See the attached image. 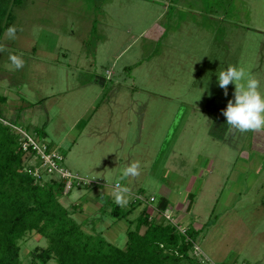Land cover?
I'll list each match as a JSON object with an SVG mask.
<instances>
[{
	"label": "rangeland",
	"instance_id": "374dc122",
	"mask_svg": "<svg viewBox=\"0 0 264 264\" xmlns=\"http://www.w3.org/2000/svg\"><path fill=\"white\" fill-rule=\"evenodd\" d=\"M14 12L16 39L5 30L0 41V114L87 179L60 198L83 228L125 245L128 219L83 201L120 182L172 204L191 199L182 222L172 215L198 230L207 261L183 264H264V132L225 135L235 86L225 96L218 84L242 66L264 93V0H24ZM21 53L24 67L10 70L9 54ZM133 161L140 175L122 180ZM145 203L128 218L151 214ZM21 244L27 264L48 241L33 231Z\"/></svg>",
	"mask_w": 264,
	"mask_h": 264
},
{
	"label": "trees",
	"instance_id": "16d2710c",
	"mask_svg": "<svg viewBox=\"0 0 264 264\" xmlns=\"http://www.w3.org/2000/svg\"><path fill=\"white\" fill-rule=\"evenodd\" d=\"M23 2L0 0V41L5 30L14 24L15 7ZM41 130L46 135L45 130ZM23 131L41 142L46 141L39 136L41 134L32 133L0 114V264H25L21 243L33 231L45 237L48 244L35 246L27 264H50L51 261L54 264H183L184 261L199 263L200 258L207 261L204 255L194 254L198 237L196 228L191 224L184 225L186 230L182 232L178 224L163 216L156 220L168 207L169 201L163 196L158 201L154 196L155 200L151 202L156 205L154 209H158L156 217L144 209L138 216L128 218L143 201L142 197L147 198L141 192L132 193L127 207H120L112 199L106 201L103 214H109L115 221L128 219L124 246L108 240L96 225L90 232L85 230L60 201L64 196L65 181L53 177L45 179L44 171L40 177L34 175L33 170L41 164V158L32 147L24 150ZM47 145L52 147L48 142ZM33 156L35 162L30 163ZM64 160L63 155V165ZM191 203L189 199L187 210ZM108 207L110 211H107ZM143 226L144 232L141 231Z\"/></svg>",
	"mask_w": 264,
	"mask_h": 264
},
{
	"label": "clouds",
	"instance_id": "9594fccd",
	"mask_svg": "<svg viewBox=\"0 0 264 264\" xmlns=\"http://www.w3.org/2000/svg\"><path fill=\"white\" fill-rule=\"evenodd\" d=\"M16 32L15 26H9L5 34L9 39H16ZM4 50V46L0 45V51ZM9 60L12 65L10 70H20L25 65L22 53L9 54ZM218 84L225 96L228 95V86H235L234 99L229 100L226 109L221 110L228 126L225 135L237 131L264 132V93L260 91V80L242 66L229 65L219 72ZM140 167L139 161H133L123 168L121 179L138 177ZM131 193V187L118 183L113 187L112 196L117 205L127 207Z\"/></svg>",
	"mask_w": 264,
	"mask_h": 264
},
{
	"label": "built area",
	"instance_id": "2783aa9c",
	"mask_svg": "<svg viewBox=\"0 0 264 264\" xmlns=\"http://www.w3.org/2000/svg\"><path fill=\"white\" fill-rule=\"evenodd\" d=\"M23 133H24V137L26 138V139L24 138L25 140L23 141L24 150H28L29 147H32L33 150L37 151L36 152L37 155H40L41 158V164L39 166H36L35 169L33 170L34 175L40 177L42 171H44L47 175L53 178L59 180L63 179L65 181V186H64L65 194H68L73 188L82 186L84 183L87 182V179L82 177L78 172L71 171L69 168L65 167L62 164L63 155L58 151V148L48 147L46 141L41 142L38 138L31 135L27 131L26 132L23 131ZM118 183L121 184L120 182H117L113 185V187ZM142 200L147 204H151V202L155 200V197L151 196L149 199L142 197ZM172 211L173 210L171 207H167L163 211L162 216L164 217V219H167L168 221L178 224L177 225L178 228L182 232H185L186 227L179 225V223L173 217ZM196 250H197V244H195L194 254L202 255V253H198Z\"/></svg>",
	"mask_w": 264,
	"mask_h": 264
},
{
	"label": "crops",
	"instance_id": "0c3cea01",
	"mask_svg": "<svg viewBox=\"0 0 264 264\" xmlns=\"http://www.w3.org/2000/svg\"><path fill=\"white\" fill-rule=\"evenodd\" d=\"M105 187H102L101 189H102V191H99V196L98 197H87V198H85V200H83L84 202H86V203H91V199H92V201H96V202H99V200H103V202H105L106 203V201L108 200V199H112V200H114V198H113V196H112V191H113V186H106V185H104ZM106 189V190H105ZM105 190V192H107V195H105L104 194V191ZM71 193V192H70ZM69 193V194H70ZM68 194V195H69ZM131 195H133L132 193H131ZM84 197H86L85 195H84ZM169 202H168V207H171V208H173L172 210L174 211V213L175 214H177V212H181V214L178 216V215H176L177 216V218L179 219V221L180 222H182V219L185 217V213H183L184 211L183 210H185V208H186V201H185V196H184V198H182L179 202H177L176 204H172V202H170V200L167 198V197H165ZM101 200V201H102ZM130 200H132V198L130 199ZM157 200V199H156ZM158 201V200H157ZM157 203V202H156ZM146 204V203H145ZM147 205H150V207H149V211L151 212V214H153V212L156 210V209H154V207L156 206L155 205V203L153 204V203H151V204H147ZM77 207V208H79V209H83V206H84V204L83 203H81V204H74V206L73 207ZM103 207H104V205L102 204L101 205V207L99 208V210L100 211H102V209H103ZM187 209V208H186ZM189 211V210H188ZM188 211L187 210H185V212L186 213H188ZM104 215H107V213L106 214H104ZM99 219H102V216L101 217H99ZM185 220V219H184ZM184 223V222H183ZM189 222H185L184 224L185 225H187Z\"/></svg>",
	"mask_w": 264,
	"mask_h": 264
}]
</instances>
